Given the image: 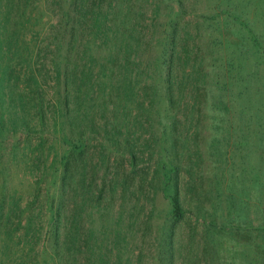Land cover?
<instances>
[{"label":"rangeland","instance_id":"obj_1","mask_svg":"<svg viewBox=\"0 0 264 264\" xmlns=\"http://www.w3.org/2000/svg\"><path fill=\"white\" fill-rule=\"evenodd\" d=\"M0 264H264V0H0Z\"/></svg>","mask_w":264,"mask_h":264}]
</instances>
